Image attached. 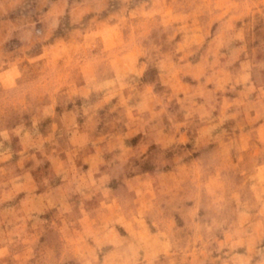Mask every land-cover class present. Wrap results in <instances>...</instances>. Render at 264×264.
<instances>
[{
  "label": "rangeland",
  "instance_id": "obj_1",
  "mask_svg": "<svg viewBox=\"0 0 264 264\" xmlns=\"http://www.w3.org/2000/svg\"><path fill=\"white\" fill-rule=\"evenodd\" d=\"M0 264H264V0H0Z\"/></svg>",
  "mask_w": 264,
  "mask_h": 264
}]
</instances>
